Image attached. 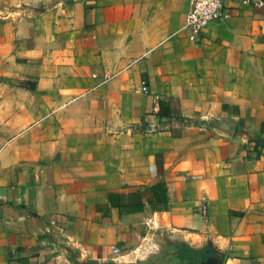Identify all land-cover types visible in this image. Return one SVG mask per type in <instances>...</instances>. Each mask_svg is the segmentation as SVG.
Listing matches in <instances>:
<instances>
[{
    "label": "crops",
    "instance_id": "0c3cea01",
    "mask_svg": "<svg viewBox=\"0 0 264 264\" xmlns=\"http://www.w3.org/2000/svg\"><path fill=\"white\" fill-rule=\"evenodd\" d=\"M223 6L0 0V264H264V0Z\"/></svg>",
    "mask_w": 264,
    "mask_h": 264
},
{
    "label": "built area",
    "instance_id": "2783aa9c",
    "mask_svg": "<svg viewBox=\"0 0 264 264\" xmlns=\"http://www.w3.org/2000/svg\"><path fill=\"white\" fill-rule=\"evenodd\" d=\"M189 9L186 12L184 28L191 34L193 39L198 40L202 31L212 22L222 20L227 16L223 6V0H188ZM261 5V1H255ZM141 91L147 92L145 82H141ZM113 252H118L117 248Z\"/></svg>",
    "mask_w": 264,
    "mask_h": 264
},
{
    "label": "trees",
    "instance_id": "16d2710c",
    "mask_svg": "<svg viewBox=\"0 0 264 264\" xmlns=\"http://www.w3.org/2000/svg\"><path fill=\"white\" fill-rule=\"evenodd\" d=\"M262 127H264V123L262 124L261 126V129ZM142 192L143 191H140L138 190L137 192H132V193H128L126 195V201H120L119 203H116L115 206L119 207L120 208H123V207H126L128 208L129 210H139L142 208V203H141V195H142ZM124 196L123 194H121V199H123ZM111 264H114L111 262Z\"/></svg>",
    "mask_w": 264,
    "mask_h": 264
},
{
    "label": "water",
    "instance_id": "95a60500",
    "mask_svg": "<svg viewBox=\"0 0 264 264\" xmlns=\"http://www.w3.org/2000/svg\"><path fill=\"white\" fill-rule=\"evenodd\" d=\"M205 252L211 254L208 255L204 260L200 261L199 264H220V260L216 256V250L211 244V242H208L207 249L205 250Z\"/></svg>",
    "mask_w": 264,
    "mask_h": 264
},
{
    "label": "rangeland",
    "instance_id": "374dc122",
    "mask_svg": "<svg viewBox=\"0 0 264 264\" xmlns=\"http://www.w3.org/2000/svg\"><path fill=\"white\" fill-rule=\"evenodd\" d=\"M162 236H160L159 238H158V240H159V244H161L160 246H161V248L163 247H165V243L162 241ZM174 256L172 255V256H170V255H168V254H164L163 255V257H161L160 258V260L157 262L158 264H176V263H174ZM115 264H117V263H115ZM180 264H182V263H180Z\"/></svg>",
    "mask_w": 264,
    "mask_h": 264
}]
</instances>
